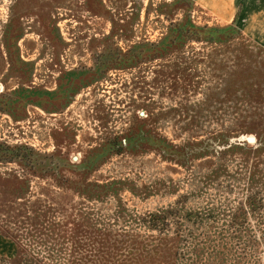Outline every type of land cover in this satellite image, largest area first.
<instances>
[{"label":"rangeland","instance_id":"rangeland-1","mask_svg":"<svg viewBox=\"0 0 264 264\" xmlns=\"http://www.w3.org/2000/svg\"><path fill=\"white\" fill-rule=\"evenodd\" d=\"M184 1L189 2L187 13L195 26H232L240 36L225 44L192 42L163 60L127 71L109 70L75 89L77 78L91 74L107 51H126L165 36L184 11L161 14L159 7L176 0H0V142L55 155L54 160H42L39 169L0 163V179L28 180L27 195L16 202L17 209L26 203L32 217L36 207L48 208L53 224L65 221L72 211L76 214L79 198L56 182L61 177L80 179L68 167H82L91 151L102 149L97 169L83 177L99 184L124 183L117 198L89 205L99 220H109L113 231H139L132 218L173 206L180 196H186V208L194 211L214 204L221 215L218 228L223 229L222 219L246 193L250 163L244 152L226 150L258 147L256 133L264 128V103L248 95V83L264 90V0ZM113 29L115 36L107 40ZM241 71L247 77L233 84L234 74ZM7 102L8 108L3 106ZM136 117L147 118L149 128L171 144L188 147V164L181 167L153 150L122 152L123 136L136 126ZM221 136L228 138L226 144ZM218 167L223 173L210 184L205 178ZM6 192L0 189L2 200L10 199L2 198ZM119 209L125 210L124 221L116 223L111 219ZM6 212L0 208V264L47 258L44 237L34 241L31 227L15 225ZM246 229L249 236L243 234L239 241L230 240L224 230L212 239L235 244V250H226V263L238 258L264 264V249L255 256L243 251L250 241L264 246V203ZM192 232L202 238L198 230Z\"/></svg>","mask_w":264,"mask_h":264},{"label":"trees","instance_id":"trees-1","mask_svg":"<svg viewBox=\"0 0 264 264\" xmlns=\"http://www.w3.org/2000/svg\"><path fill=\"white\" fill-rule=\"evenodd\" d=\"M188 3L184 0H176L170 6H160L159 13L161 14L169 15L177 10H183L184 16L180 21L170 23L166 35L156 43L139 42L126 51H121L118 48L107 51L99 57L96 69L91 70V74L88 73L85 77L79 76L78 84L76 82L73 88L76 89L85 81L99 79L109 70L127 71L136 69L147 62L163 60L173 53L181 52L192 42L225 44L240 36L232 26L224 28L195 26L187 13ZM114 36L113 29L107 40H112ZM249 59H251L250 56ZM242 77H247L242 71L235 73L233 84L237 78L241 79ZM261 77L260 81L264 84V75L261 74ZM248 84V95H251V99L247 98L263 104L264 90L259 85ZM67 88H63L64 91H68ZM229 92L230 88H225L228 97H230ZM10 105L8 102L3 104L6 108ZM145 113L148 118L146 110ZM147 118H135L136 126L130 128L123 136L126 144L124 147L121 145L122 152L134 155L153 150L162 159L185 167L188 164L189 156H192L188 154L189 148L171 144L162 135L149 128L150 121ZM221 137V143L226 144L228 138ZM256 138L259 143L256 148L234 146L226 150L227 153L237 150L244 152L245 158L250 163L244 177L246 193L230 210L227 218L222 219L225 223L221 224L223 229L218 228L221 223V215L216 212L214 204L211 208L194 211L186 208L188 202L186 196H180L173 206L139 217L135 216L137 218H130L139 231H128L125 228L113 231L109 220H99L89 205L104 203L109 197L117 198L124 183L99 184L89 182L84 178L85 174L97 169L101 155L99 152L102 149L91 151L87 160L82 162V167L80 165L68 167L80 179L72 180L61 177L57 180L56 185L59 188L72 191L80 200L78 204L80 209L76 214L72 211L61 223L53 224L51 220L53 215L50 214L49 209L40 211V206L38 209L36 207L37 203L32 205V207H36L32 217L28 216L26 203L21 204L20 209L16 208V202L25 199L27 195L28 180H21L16 176L5 180L0 179V189L7 191L1 194L2 198L6 195L10 196L8 200L0 198V208H7L6 217L11 218L15 225L31 227L30 235L36 237L34 241L44 237L41 243L44 242L42 245L48 251V256L44 260L37 261L25 257L20 262L15 260L13 264H253L249 260L243 261L238 258L231 259L229 263H226L230 255V252L226 250L228 247L235 250V244L227 246L212 242V239L218 238L220 231L224 230L230 233V240H241L244 238L243 234L249 232L246 229L249 218L262 212L264 198L260 197V193L264 192V167L262 168L261 165L264 157V128L256 133ZM224 155V153L221 154V156ZM54 158L55 155L42 156L27 146H9L0 142V163H17L25 169H39L44 162L42 160H54ZM220 169L218 167L211 171L205 180L210 184L215 183L221 175ZM221 172L223 173V171ZM80 173L81 176H79ZM124 215L125 210L119 209L113 215L115 220H111L120 223ZM192 230H198V234H201L202 238L193 235ZM6 234L8 235L7 232ZM6 234L4 236L9 238ZM260 249H264L262 244L250 241L245 245L243 251L249 250L255 256ZM19 251L22 253L21 248H18V253H20ZM22 256H24L23 253Z\"/></svg>","mask_w":264,"mask_h":264}]
</instances>
